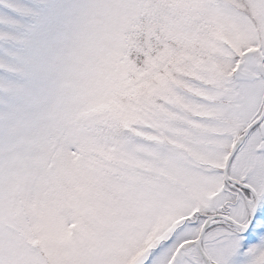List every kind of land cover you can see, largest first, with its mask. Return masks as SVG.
<instances>
[{"label": "snow or ice", "instance_id": "1", "mask_svg": "<svg viewBox=\"0 0 264 264\" xmlns=\"http://www.w3.org/2000/svg\"><path fill=\"white\" fill-rule=\"evenodd\" d=\"M0 264H264V0H0Z\"/></svg>", "mask_w": 264, "mask_h": 264}]
</instances>
